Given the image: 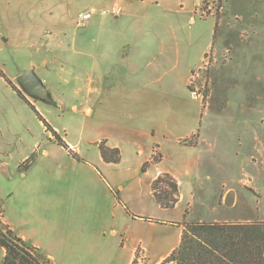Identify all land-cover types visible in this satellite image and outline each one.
<instances>
[{
	"label": "rangeland",
	"instance_id": "374dc122",
	"mask_svg": "<svg viewBox=\"0 0 264 264\" xmlns=\"http://www.w3.org/2000/svg\"><path fill=\"white\" fill-rule=\"evenodd\" d=\"M62 1L67 3L70 0ZM89 1L71 0L66 4L70 14L67 31L60 40L52 43L47 40L49 36L45 32L38 36L35 47L32 44L37 29L39 32L50 27L48 18L53 0H25L21 2L19 21L16 16H9L1 22L0 199L6 217L10 212L12 216L23 214L24 218H29L28 214L33 212L37 217L48 219L51 213L55 221H66L68 232L72 231L74 235L106 234L108 240L113 239L112 230L127 226L132 234L160 239L162 252L168 240L177 239V230L150 224L136 227L127 220L129 212L116 207L112 195H100L88 178L92 176L91 166L99 156L97 141L101 128L98 112L92 114L91 110L94 101L98 104V95H94L92 89L100 87L101 96L108 99L109 79L127 74L111 61L116 46L123 43L118 30L132 25L125 20H114L111 14L102 15L101 11L95 12L84 25H79V15L89 7ZM131 2L134 10L150 16L138 24L143 32L134 36L133 42L143 53L135 62L142 64V58L152 59L159 48L153 32L169 25L181 29L183 52H189V59L197 62L190 70L187 88L178 89L176 80L172 81L175 90L171 92V99L155 98L150 104L152 108L163 100L166 104L177 105L183 112L194 109L195 101L191 95L202 103L199 128L189 139L182 140L184 144L198 145L203 158L195 174L194 198L185 205L186 220L229 219L224 222H240L243 218H264V160L257 158L255 152L261 140H257L256 134L264 137V0H172L173 7H169L172 14L168 18L153 11L157 8L150 4V0ZM192 17L193 22H190ZM100 27H103V38L99 45L111 43L115 46L99 55L94 48V59L93 36ZM82 45L87 49L82 51ZM137 49L132 50L134 55H137ZM87 52L89 56L84 55ZM105 54H111V60L105 58ZM70 60L72 64L61 65ZM31 68L47 86L58 106L34 99L22 89L17 77ZM110 70H116V75L110 77ZM131 73L133 81L150 80V74L144 71ZM98 77L101 80L95 79L94 82L91 79ZM9 81L38 108L55 130L60 131L65 141L78 147L87 161L78 162L54 141L43 121ZM134 84L135 88L140 86ZM88 97L89 104L86 102ZM103 108L104 117L105 111H109L104 104ZM245 125L251 129H244ZM257 125L259 128L252 130ZM160 156L158 151L153 153L155 158ZM252 175L256 176L255 182L249 178ZM60 194L63 206L61 214L56 215L44 205L54 203ZM25 203L29 210L26 213L20 209ZM150 210L139 214L149 216ZM167 214L181 218L182 206L169 210ZM259 221L264 222V219ZM52 234L61 235L55 229ZM42 239L48 240L45 233ZM133 243L130 241L129 244ZM141 250H136L132 264H148V260L141 256ZM4 254L0 247V264ZM155 258L151 257L152 263ZM67 259L59 258L58 261L61 263ZM79 259L84 264L96 262L89 256ZM100 261L110 263L111 258L106 254Z\"/></svg>",
	"mask_w": 264,
	"mask_h": 264
},
{
	"label": "crops",
	"instance_id": "0c3cea01",
	"mask_svg": "<svg viewBox=\"0 0 264 264\" xmlns=\"http://www.w3.org/2000/svg\"><path fill=\"white\" fill-rule=\"evenodd\" d=\"M24 1L0 0V28L1 22L9 16H16V20L19 21L18 18L22 12L21 2ZM33 1L29 0V2ZM53 1V4L50 5L51 15L48 18L50 27L39 32L37 29L34 32L32 43L34 47L37 44L38 36L43 35L45 32L49 36L47 40L52 43L55 40H60L67 31L70 14L66 4L70 3L71 0L67 3L62 0ZM150 1V4L157 8L153 11L158 12L159 16L163 18L171 16V8L169 7H173L171 6L174 3H171L172 0ZM88 4L89 7L83 12L94 9L96 12L101 11L102 15H113L114 20H125L127 23H132L129 27L118 30L117 33H120L123 43L118 47L116 46L113 52V61H111L116 66L119 65L123 68L127 74L123 77L116 75V70L113 71L114 73L111 70L109 71L110 77L112 74L116 76L113 77L114 80L109 79L111 84L109 85L108 99L101 96L103 92L100 87L92 89V93L98 95V104L94 101V105L91 106L92 114L97 112L99 114L101 128L97 142L104 140L108 146L119 148L121 160L118 163L105 162L97 145L99 156L94 164L90 163L93 164L90 165L92 176L88 178L98 189L100 195H112L115 206L129 212L127 213V216H129L127 220H131L130 223L136 224V227L150 224L155 227L176 229L177 239L175 241L173 239V242L168 240L169 243L167 242L164 251L161 252L159 249L162 246L160 239L146 238L141 233L136 234L134 232L132 234L127 226L112 230L113 239L108 240L106 234L74 235L72 231L68 232L69 224L66 221L59 219L55 221L51 217V213L48 214L47 217L49 218L46 219L45 217H37L33 212L28 214L29 218H24L23 214L12 216L8 212V217L5 216V219L21 237L39 247L58 264H84L79 258L88 256L96 259L93 264H102L100 258L106 254H109L111 258L110 263L106 262V264H132L138 248L142 249L141 256L148 260V264H175L174 262L164 263V261L180 243L182 233L180 223L184 219L186 203L191 202L194 198L195 174L200 167V162L203 160L198 145L184 144L182 140L189 139L199 128L202 103L198 98L191 95L195 101L194 109L183 112L177 105L173 103L166 104L163 100L152 108H150V104L155 98L171 99V92L175 90L172 81L176 80L175 84L178 89L181 87L187 88L190 70L197 62L189 59L191 57L189 52H183L184 49L181 46L180 39L181 29L175 25L155 29L153 33L156 35L155 40L159 44L158 52L153 54L152 59L149 61L142 58V64L135 62V59H140L143 53L142 50L137 49L136 43L133 42L135 41L134 36H138L139 33L143 32L144 29L138 24L150 16L147 13L141 14L139 11L134 10L131 0H90ZM5 11L6 13H4ZM190 22H193V17ZM102 28L100 27V30L96 31L95 36H93L94 59H96L95 49L99 51V55L103 50H113L115 46L111 43L99 45L103 38ZM109 32L112 31L109 30ZM6 39L8 41L9 38L6 36ZM82 47L85 46L82 45ZM83 48L82 51L87 49ZM134 48L137 49V55L133 54L132 50ZM84 55L89 56L90 54L87 52ZM111 56V54L104 55L105 58L110 60ZM71 62L72 60L63 61L61 65L72 64ZM94 62L96 61L94 60ZM143 63H146L145 66ZM31 64L34 65V62H31ZM134 70L150 74L148 75L150 80L133 81L131 72ZM91 79L95 82L101 80V77ZM134 83H139L140 86L135 88ZM89 101L90 98L88 97L86 102L89 104ZM103 104L106 106V110L109 111H105L104 117L102 116V112L105 110L102 109ZM257 128H259V125L256 128L253 127L252 130ZM244 129L251 128L245 125ZM255 137L258 141L261 139L256 145L257 158L261 157L264 160V137H260L259 133ZM66 142L80 156L81 160H77L78 162L87 161L76 145L69 141ZM65 150L69 153L67 149ZM156 151L161 155V160L152 163L153 153H156ZM69 155L72 156L70 153ZM73 158L76 159L74 156ZM146 162H149L150 165L146 171H142V167ZM162 173L172 174L179 183L180 197L174 208H162L153 195L152 183ZM249 178L252 182L256 181L255 175ZM116 192L119 194L120 201L116 197ZM61 195L54 203L46 204L44 207L47 210L55 211L56 215L61 214L63 206ZM181 206V218L178 215L177 217H171L167 214L169 210H176ZM26 208V203L20 205V209H23L25 213L29 211ZM148 208L151 209L149 216L139 214L142 213L141 211H147ZM261 219L264 218L249 217L243 218L240 222H253ZM54 229L59 231L61 235L54 236L52 234ZM43 233L46 234L48 240L42 239ZM130 241L134 243L131 245L129 244ZM75 256L79 258L74 260L72 257ZM66 257L71 262L68 259L63 260L61 263L58 261L59 258L64 259ZM151 257H156L154 263H152Z\"/></svg>",
	"mask_w": 264,
	"mask_h": 264
},
{
	"label": "trees",
	"instance_id": "16d2710c",
	"mask_svg": "<svg viewBox=\"0 0 264 264\" xmlns=\"http://www.w3.org/2000/svg\"><path fill=\"white\" fill-rule=\"evenodd\" d=\"M3 75V73H1ZM4 76V75H3ZM17 93L37 113L46 130L50 131L54 141L63 146L77 160L80 156L74 152L60 134L41 116L36 107L25 97L21 90L13 86ZM105 162L118 163L121 160L119 148H112L104 140L98 143ZM153 158L152 163L159 162ZM150 165L146 162L142 171ZM153 195L162 208H174L179 201L180 188L177 179L170 173L160 174L152 183ZM120 201L118 192L115 193ZM184 220L179 245L165 259L175 264H264V222H224ZM5 209L0 199V247L5 251L2 264H56L39 247L24 239L4 220Z\"/></svg>",
	"mask_w": 264,
	"mask_h": 264
},
{
	"label": "water",
	"instance_id": "95a60500",
	"mask_svg": "<svg viewBox=\"0 0 264 264\" xmlns=\"http://www.w3.org/2000/svg\"><path fill=\"white\" fill-rule=\"evenodd\" d=\"M17 80L28 96L34 99H41L53 106H58L57 101L53 99L49 89L34 69L31 68L24 71L17 77Z\"/></svg>",
	"mask_w": 264,
	"mask_h": 264
},
{
	"label": "built area",
	"instance_id": "2783aa9c",
	"mask_svg": "<svg viewBox=\"0 0 264 264\" xmlns=\"http://www.w3.org/2000/svg\"><path fill=\"white\" fill-rule=\"evenodd\" d=\"M95 12H96V10H94V9L89 10V11H85V12H81L79 15L78 24L84 25L85 22H87L88 20H90L94 16ZM103 12L105 13L106 11H103Z\"/></svg>",
	"mask_w": 264,
	"mask_h": 264
}]
</instances>
